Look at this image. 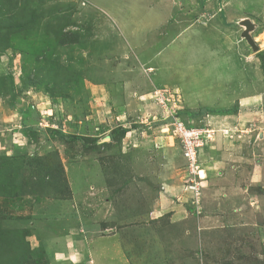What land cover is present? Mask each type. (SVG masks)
I'll list each match as a JSON object with an SVG mask.
<instances>
[{"label":"rangeland","instance_id":"obj_1","mask_svg":"<svg viewBox=\"0 0 264 264\" xmlns=\"http://www.w3.org/2000/svg\"><path fill=\"white\" fill-rule=\"evenodd\" d=\"M262 63L264 0H0V264L114 234L132 264H264ZM165 108L208 126L202 179Z\"/></svg>","mask_w":264,"mask_h":264},{"label":"crops","instance_id":"obj_2","mask_svg":"<svg viewBox=\"0 0 264 264\" xmlns=\"http://www.w3.org/2000/svg\"><path fill=\"white\" fill-rule=\"evenodd\" d=\"M224 88L225 86L219 82V79L210 81L207 84L194 85L195 91L193 92V89H192V93L193 94L195 93L194 94L195 97L194 96L193 97L196 98L197 105H200L201 107L203 106L201 109L203 108L205 110L209 109L208 113L206 114V117L209 116L212 119H216L217 121L224 117L223 115L215 114L216 112L213 111L215 107L210 105L213 103L219 104L221 100L223 101L227 99L226 94L224 93L225 92ZM191 89L189 91H191ZM239 101L240 102L238 103L242 106L247 103V100L244 98L239 99ZM254 101H258L257 97L252 99V102ZM190 109L193 110L194 108L190 106ZM209 117H207V119L205 120L207 121ZM128 133H131V132H128ZM147 143L148 142L146 140L141 141V143H139V146L142 147L145 145V147L147 148L148 147ZM160 148L164 149L163 146H160ZM168 149L164 150L163 153L165 152L170 153ZM200 158H201V155H200ZM215 162L217 161L212 158V159H209L204 164L209 165L208 167H210L209 169L211 171L213 166H215L214 165ZM64 247H65L64 248L65 253L63 255L66 257L68 256L69 258H74L76 259V261H78V263H81V264H132L130 257L126 253L125 248L122 246L120 236H118L117 234H114L112 236L111 235H99V236H93L89 238L78 237V239H75L74 241L67 240L64 243Z\"/></svg>","mask_w":264,"mask_h":264},{"label":"built area","instance_id":"obj_3","mask_svg":"<svg viewBox=\"0 0 264 264\" xmlns=\"http://www.w3.org/2000/svg\"><path fill=\"white\" fill-rule=\"evenodd\" d=\"M165 110V119L169 120L168 123L173 124V128L176 130V133L179 135L182 144H183V154L187 161V171L190 176H200L201 159H200V150L205 146L206 142L209 141L210 132L204 128L208 129V126H189L182 119L178 117V114L173 112L172 110ZM210 128V127H209ZM207 133V136H206ZM193 184L187 185V191H191L195 193V197L198 198L200 194V188L198 187L199 183L197 181L192 180Z\"/></svg>","mask_w":264,"mask_h":264},{"label":"water","instance_id":"obj_4","mask_svg":"<svg viewBox=\"0 0 264 264\" xmlns=\"http://www.w3.org/2000/svg\"><path fill=\"white\" fill-rule=\"evenodd\" d=\"M245 25H246L247 28H246V30H244L242 36H243V38H245V39L248 41V43L251 45V47H252L254 50H257L258 47H257V45L255 44L254 39L252 38V36H251V34H250V32L254 29V25L251 24V23L248 22V21L245 23Z\"/></svg>","mask_w":264,"mask_h":264},{"label":"trees","instance_id":"obj_5","mask_svg":"<svg viewBox=\"0 0 264 264\" xmlns=\"http://www.w3.org/2000/svg\"><path fill=\"white\" fill-rule=\"evenodd\" d=\"M262 67H263V69H264V64L262 63Z\"/></svg>","mask_w":264,"mask_h":264}]
</instances>
